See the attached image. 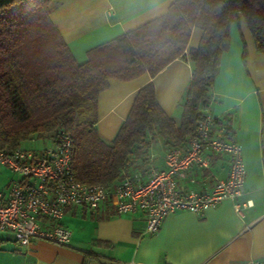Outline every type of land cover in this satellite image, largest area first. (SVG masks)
<instances>
[{
  "label": "crops",
  "instance_id": "0c3cea01",
  "mask_svg": "<svg viewBox=\"0 0 264 264\" xmlns=\"http://www.w3.org/2000/svg\"><path fill=\"white\" fill-rule=\"evenodd\" d=\"M173 1L54 0L50 18L76 60L84 61L87 49L153 21ZM200 31L192 28L184 58H175L154 76L143 72L128 80H108L96 99L93 126L99 138L113 140L136 92L148 82L162 110L179 124L192 70L187 51L199 43ZM228 31L229 47L220 55L204 113L213 118L212 137L233 139L241 146L246 174L243 194L235 202L248 201V206L237 211L235 202L224 199L198 214L173 211L164 216L158 231L145 233L140 210L118 215L71 205L60 220L71 230L68 243L37 239L26 246L0 231V264H246L264 259V55L255 50L243 18ZM172 145L157 136L147 148L146 161L137 162L131 174L145 179L150 165L163 169L164 153ZM188 145L185 140L177 146ZM202 156L208 159L207 167L192 164L177 177L181 190L209 189L227 176L225 155L204 148Z\"/></svg>",
  "mask_w": 264,
  "mask_h": 264
},
{
  "label": "trees",
  "instance_id": "16d2710c",
  "mask_svg": "<svg viewBox=\"0 0 264 264\" xmlns=\"http://www.w3.org/2000/svg\"><path fill=\"white\" fill-rule=\"evenodd\" d=\"M54 0H0V147L55 138L64 129L74 139L71 169L84 183L111 186L147 159L160 136L178 145L194 135L208 104L229 29L243 18L255 50L264 55V0H175L163 15L87 49L78 61L51 18ZM193 27L199 43L187 51L192 62L179 124L144 84L110 143L93 124L98 94L110 78L154 76L184 58ZM49 139V140H50Z\"/></svg>",
  "mask_w": 264,
  "mask_h": 264
},
{
  "label": "built area",
  "instance_id": "2783aa9c",
  "mask_svg": "<svg viewBox=\"0 0 264 264\" xmlns=\"http://www.w3.org/2000/svg\"><path fill=\"white\" fill-rule=\"evenodd\" d=\"M212 117L204 113L198 120L193 136L187 138L186 149L172 145L164 153L165 167L149 168L145 179L140 173L124 176L111 186L77 181L71 163L74 139L64 129L58 130L50 144L39 148L18 146L0 147V167H7L11 177L0 189V231L10 232L17 243L43 239L59 244L68 243L71 230L62 225L61 217L69 206L104 210L114 214L143 213L145 233L158 231L165 215L177 210L201 213L224 199L235 202L243 194L245 165L241 146L233 139L211 136ZM209 149L228 160V174L217 179L205 190H181L177 177L192 164L207 167L202 156ZM248 206L234 203V209ZM246 264H264V259H253Z\"/></svg>",
  "mask_w": 264,
  "mask_h": 264
},
{
  "label": "rangeland",
  "instance_id": "374dc122",
  "mask_svg": "<svg viewBox=\"0 0 264 264\" xmlns=\"http://www.w3.org/2000/svg\"><path fill=\"white\" fill-rule=\"evenodd\" d=\"M160 137V136H159ZM45 140L40 141V139L31 140L28 144H30L33 148H39L45 144H50V138H44ZM11 172L8 171L7 167H0V188L4 187L3 185L8 181L7 179L11 176Z\"/></svg>",
  "mask_w": 264,
  "mask_h": 264
}]
</instances>
